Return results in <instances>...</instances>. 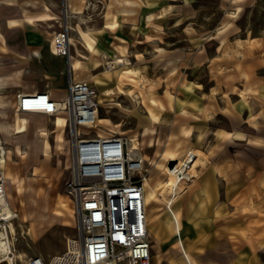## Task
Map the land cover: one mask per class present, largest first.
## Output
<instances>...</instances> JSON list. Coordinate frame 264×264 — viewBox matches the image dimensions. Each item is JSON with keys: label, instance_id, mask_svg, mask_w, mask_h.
<instances>
[{"label": "rangeland", "instance_id": "rangeland-1", "mask_svg": "<svg viewBox=\"0 0 264 264\" xmlns=\"http://www.w3.org/2000/svg\"><path fill=\"white\" fill-rule=\"evenodd\" d=\"M106 7L104 2L95 3V0H74L71 9H67L66 0H0V10L34 14L46 9L45 16L51 19L55 15L57 17L58 23L54 28L61 29L65 22L73 25L74 28H69V36L76 39V45H70V53L81 59L78 69L73 70L74 74L97 88L102 101L98 115L110 117L116 128V132H113L111 126L94 124L82 127L83 131L92 135H138L140 150L136 152L149 157L145 158V175L156 189L155 196L147 204L149 229L154 233L158 230L163 233L165 227L172 228V224L175 229L180 228V212L175 204L189 186L170 203L166 185L169 175L165 166L169 165L171 159H176L178 170L189 179L197 175V167L202 159L199 150L189 151V146L184 144L186 139L177 133L173 121L176 113L174 110L168 112L166 107H169V101L181 95L180 91L193 85L188 80L202 79L207 87L210 76L220 84L236 77L224 58H217V62L208 65L204 61L196 63L194 55L200 47L205 46L209 52H214L216 45L224 42H245L247 45L242 47L250 48V53L257 44H264V0H179L171 4L169 15L163 20L141 16L126 18L124 24L116 29L110 28L105 35L109 39L107 45L111 43L110 47L113 48L112 57L109 58L112 61H103L98 65V55H95L92 60L96 63L85 66L82 60V57L86 58L85 48L92 54L94 52L77 29L88 31L86 29L90 27L96 30L103 26L100 17ZM92 33L98 38L95 32ZM12 36L16 39L17 33ZM53 38L44 50L50 67L60 65L58 59L51 57ZM94 44L97 47V39ZM11 55V51L0 49V65L3 63L1 56ZM116 57H122L124 63L116 62ZM68 60L66 58L67 63ZM67 63L65 65L63 58L62 69L65 72L60 74L58 71L59 77H65L66 72L71 73ZM5 64L2 68L5 71L13 66L9 60ZM116 69L119 71L108 78L109 71ZM18 70L0 75L10 77ZM103 70H106L105 77ZM45 78L48 87L52 79L49 76ZM100 81H104V84H98ZM106 89L111 91L109 95L104 94ZM148 108L163 116L145 130L146 122H150ZM5 110L4 115L0 113V121H8L9 127L14 125L15 117L22 115L28 118L30 126V131L15 134L2 131L0 127L3 146L11 154L7 167L21 179L20 193L8 187L10 203L16 214L10 220L15 226V232L10 236L18 255L17 262L21 264L34 255L48 260L65 251L70 241L79 242L78 217L67 189L71 174V133L68 123L62 128L55 124V115L23 113L13 104L6 106ZM35 130L47 132V152L36 154L34 144L39 139L34 134ZM60 139L62 148L57 144ZM13 142L21 143V154L16 152ZM0 174H3L1 168ZM156 253V246H153V259H156Z\"/></svg>", "mask_w": 264, "mask_h": 264}, {"label": "crops", "instance_id": "crops-1", "mask_svg": "<svg viewBox=\"0 0 264 264\" xmlns=\"http://www.w3.org/2000/svg\"><path fill=\"white\" fill-rule=\"evenodd\" d=\"M178 1L95 0L107 7L100 17L104 25L86 29L98 38L93 54L85 48V66L96 63L92 60L95 55L98 65L112 61L109 58L113 48L105 38L110 28L116 29L125 23L124 19L135 16L163 20L171 4ZM73 5L74 0H66L67 9ZM45 12L46 9L34 14L0 10V49L13 53L1 56L0 73L21 69L1 80L0 113L10 104L15 107L20 93L47 90L59 100L67 95L70 78L84 80L72 69L65 77L57 75L58 71L65 72L62 68L63 58L67 63L66 56L51 50V57L60 65L50 67L47 63L44 50L60 29L54 28L58 23L56 15L51 19ZM13 33H17L16 39ZM71 37L72 45H76V39ZM246 45L242 41L218 43L214 52L200 47L194 55L196 63L211 65L217 58H224L236 77L220 84L210 76L207 87L202 79L188 80L193 85L180 91L181 95L166 107L168 112L176 113L173 121L177 133L186 139L184 144L189 151L199 150L202 159L197 175L175 204L180 212V228L170 224L173 227H165V234L149 229L151 243H155L152 248L156 246L157 251L153 264H264V44L251 48L252 53L250 48L242 47ZM70 55L78 69L80 57ZM7 60L13 66L5 71L2 68ZM46 76L52 79L48 87ZM150 111L157 117H150ZM147 115L148 128L163 116L152 108H148Z\"/></svg>", "mask_w": 264, "mask_h": 264}, {"label": "built area", "instance_id": "built-area-1", "mask_svg": "<svg viewBox=\"0 0 264 264\" xmlns=\"http://www.w3.org/2000/svg\"><path fill=\"white\" fill-rule=\"evenodd\" d=\"M56 52L70 53L69 29L63 26L53 38ZM86 80L70 78L67 96L55 99L47 90L20 93V112L56 115L65 112L74 148L68 193L78 217L81 264H153L147 219L145 161L134 155L126 135H92L82 127L93 126L99 114L98 93ZM3 174H0V235L7 233L9 214ZM0 257V264H18V255ZM61 257L48 260L30 256L21 264H64Z\"/></svg>", "mask_w": 264, "mask_h": 264}, {"label": "bare ground", "instance_id": "bare-ground-1", "mask_svg": "<svg viewBox=\"0 0 264 264\" xmlns=\"http://www.w3.org/2000/svg\"><path fill=\"white\" fill-rule=\"evenodd\" d=\"M68 27V24L65 22V25ZM81 35L83 38L86 39L88 47L91 51L95 52L96 50V46L94 44L95 40L97 39V37L94 35V33L89 32V31H84L81 30L80 31ZM79 33V34H80ZM74 42V41H73ZM72 37L69 36V44H71L72 46ZM52 51L53 53H57L56 52V48L53 44L52 46ZM78 54V53H77ZM67 58L69 59V69L71 70H75L77 69V65H75L74 60L72 59V55L67 56ZM116 62L119 63H124V59L121 57H116ZM114 66V65H113ZM133 69V68H132ZM119 70H110L108 75L110 76V78H112L114 76V74H116ZM122 71V70H121ZM5 78L6 76H2L0 75V85L2 83V78ZM98 84H104V81H100ZM105 95H109L111 93L110 90H105L103 91ZM67 96V95H66ZM65 96V97H66ZM98 103L99 105L102 103L101 101V97H98ZM1 104V102H0ZM6 111L2 112L1 114H5ZM23 113H27V112H23ZM55 118V124L62 128L63 126L66 125V123H68V117L65 114V112H58ZM149 116H153V117H157L152 111L150 112ZM13 124L12 126L9 127L8 125V121L2 119L0 121V127L2 129V131H6V132H11V134H15V133H22V132H27L30 131V126H29V120L26 116H19V117H15V119H13ZM95 125H99V126H104V125H108L111 126L110 130L111 131H115L116 132V128H115V124L113 122V120L110 117H102L100 115H98L96 117V121H95ZM41 129H45V128H41ZM149 129L148 127H145V130ZM36 132L34 133L38 140V142H36L34 145L36 146V154H39V152H47L48 148H47V143H46V138L45 135L47 132H45V130L39 131V130H35ZM150 132V131H149ZM151 133V132H150ZM122 134V133H121ZM125 135V134H123ZM103 136V135H101ZM130 141V145L132 147V151L134 155H139L141 156L144 161L145 158H149L147 155H140L138 154L136 151L140 150V145H139V141H138V135H126ZM41 140V143H40ZM71 141V147H70V151L73 154V148H74V143H73V139L70 140ZM14 147L16 148V152L18 154H21L22 151V147H21V143L20 142H13ZM57 144L59 145V147L62 148L63 146V142L62 140H57ZM11 158V154L9 150H6L5 147L3 146L2 140H1V136H0V168L3 170V181L5 184V192L3 193V195L1 196V199L5 202L7 201V203L9 204V207L6 209V211L11 214L12 213V206L10 203V194L8 192V187H12L13 190L17 193H20V189H21V179L20 176L15 173L14 171L10 170L7 167V161ZM156 161H154L155 163ZM177 163V160H176ZM175 163V164H176ZM173 166H165V169L169 175L168 180L166 181V185L169 189L168 191V200L170 203H172L174 200L177 199L178 194L185 189V187L187 185L190 184V182L193 180L195 175H192L188 178H186L177 168L176 165ZM144 181L146 184V195H145V201H146V208H147V204L151 201V199L155 196L156 194V189L155 187H153L150 182H149V178L148 176L145 175L144 173ZM167 199V198H166ZM12 220V219H11ZM15 232V226L13 221H9V229L7 233H3L0 235V255L1 253L3 254L4 257H7L8 259L12 258L11 252H14V254H16V252L14 251L13 248V242L11 240V236L10 233H14ZM51 257H61L64 261V264H81V253H80V243L78 241H70L68 248L61 252L60 254H55Z\"/></svg>", "mask_w": 264, "mask_h": 264}, {"label": "water", "instance_id": "water-1", "mask_svg": "<svg viewBox=\"0 0 264 264\" xmlns=\"http://www.w3.org/2000/svg\"><path fill=\"white\" fill-rule=\"evenodd\" d=\"M175 163H176V159H171V160L169 161V165H170V166H173Z\"/></svg>", "mask_w": 264, "mask_h": 264}]
</instances>
